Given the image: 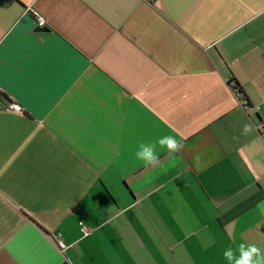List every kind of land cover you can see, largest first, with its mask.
<instances>
[{
    "label": "crops",
    "instance_id": "crops-1",
    "mask_svg": "<svg viewBox=\"0 0 264 264\" xmlns=\"http://www.w3.org/2000/svg\"><path fill=\"white\" fill-rule=\"evenodd\" d=\"M260 201L264 0H0V264H230Z\"/></svg>",
    "mask_w": 264,
    "mask_h": 264
},
{
    "label": "clouds",
    "instance_id": "clouds-1",
    "mask_svg": "<svg viewBox=\"0 0 264 264\" xmlns=\"http://www.w3.org/2000/svg\"><path fill=\"white\" fill-rule=\"evenodd\" d=\"M246 134L250 131L248 125L244 126L243 129ZM183 147L181 140H178L175 136L166 135L158 138L154 142H140L134 152L136 160L140 161L145 166H155L159 163L157 150L167 151L169 154L178 152ZM261 214H264V201H260L257 204ZM239 255L231 249H227L224 252L225 258L230 264H264V253L255 244L245 245L241 243L236 250Z\"/></svg>",
    "mask_w": 264,
    "mask_h": 264
},
{
    "label": "built area",
    "instance_id": "built-area-1",
    "mask_svg": "<svg viewBox=\"0 0 264 264\" xmlns=\"http://www.w3.org/2000/svg\"><path fill=\"white\" fill-rule=\"evenodd\" d=\"M32 14L34 15L35 19H36V25L39 26H43L44 24V20L42 19L41 16H39L35 11L31 10ZM242 103L244 104V101H242ZM7 110H13V111H20L21 106L19 103L15 102V101H11L7 104L6 106ZM58 246L60 248H64V244L59 240L58 241Z\"/></svg>",
    "mask_w": 264,
    "mask_h": 264
},
{
    "label": "trees",
    "instance_id": "trees-1",
    "mask_svg": "<svg viewBox=\"0 0 264 264\" xmlns=\"http://www.w3.org/2000/svg\"><path fill=\"white\" fill-rule=\"evenodd\" d=\"M229 83L232 91L238 95L241 101H244V107H249V102L247 101V98L245 97L244 92L242 91L238 82L235 79L231 78L229 80Z\"/></svg>",
    "mask_w": 264,
    "mask_h": 264
},
{
    "label": "water",
    "instance_id": "water-1",
    "mask_svg": "<svg viewBox=\"0 0 264 264\" xmlns=\"http://www.w3.org/2000/svg\"><path fill=\"white\" fill-rule=\"evenodd\" d=\"M37 31H43V30H46V28L44 26H41V27H37L35 28Z\"/></svg>",
    "mask_w": 264,
    "mask_h": 264
}]
</instances>
